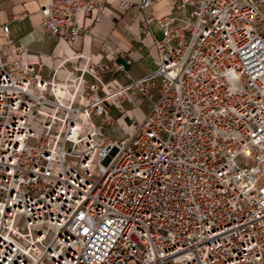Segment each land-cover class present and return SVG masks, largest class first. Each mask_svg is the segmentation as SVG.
<instances>
[{
  "label": "built area",
  "instance_id": "2783aa9c",
  "mask_svg": "<svg viewBox=\"0 0 264 264\" xmlns=\"http://www.w3.org/2000/svg\"><path fill=\"white\" fill-rule=\"evenodd\" d=\"M97 1L52 0L42 24L74 43ZM262 2L173 0L190 19L157 20V69L126 86L85 54L60 80L44 77L53 57L0 51V264H264ZM157 78L142 119L121 107Z\"/></svg>",
  "mask_w": 264,
  "mask_h": 264
},
{
  "label": "crops",
  "instance_id": "0c3cea01",
  "mask_svg": "<svg viewBox=\"0 0 264 264\" xmlns=\"http://www.w3.org/2000/svg\"><path fill=\"white\" fill-rule=\"evenodd\" d=\"M51 1L0 0V26L7 24L13 39V45L9 46L0 29V51L5 63L11 62L18 54L45 63L53 57L54 62L45 68L44 77H51L57 68L56 76L63 80L68 72L73 70L74 59L68 60L59 68L58 66L64 59L73 58L81 53L90 56L97 65L105 64L106 68L101 71L102 79L117 86H126L157 69L158 50L155 46V38L162 37V30L157 20L169 16L175 18L176 23L181 24L190 19L188 10L176 9L173 0H154L153 5L146 9L138 7L137 4L141 0H98L96 6L100 7V12L93 9L88 16H80L82 33L76 42L70 43L49 34L42 24L40 10ZM129 3L135 4V7H127ZM261 9L264 13V2L261 4ZM98 14L101 20L95 23ZM148 18H153L150 25L147 23ZM148 26L153 30V34L145 36L142 30ZM110 49L116 51L118 56L113 58L108 51ZM120 63L126 64L125 71L117 68ZM159 80L157 78L155 85L150 88L154 97H157ZM130 94L138 96L135 105L128 98L119 103L130 115L142 119L148 112L136 110L140 100L145 98L138 89L131 91ZM125 103L128 104L127 107L124 106ZM114 105H117L121 112L117 103H108L110 114ZM121 115L122 113L118 117L112 116L119 119ZM111 128L121 129L118 124Z\"/></svg>",
  "mask_w": 264,
  "mask_h": 264
},
{
  "label": "rangeland",
  "instance_id": "374dc122",
  "mask_svg": "<svg viewBox=\"0 0 264 264\" xmlns=\"http://www.w3.org/2000/svg\"><path fill=\"white\" fill-rule=\"evenodd\" d=\"M156 99V97L152 96V97H146L145 99L143 100H140L139 102V106H137V110L136 111H140V112H149L151 106H152V103L153 101ZM124 106H128V104H124ZM121 112H119L118 110V106L114 105L111 107V114L114 116V117H118L120 115ZM38 127V121L37 123L34 125V128H37ZM105 131H106V135L109 139L111 138H121L123 136V132L121 129L117 128V129H112L111 127H106L105 128ZM67 147L71 148H75V146L72 144V143H67Z\"/></svg>",
  "mask_w": 264,
  "mask_h": 264
}]
</instances>
